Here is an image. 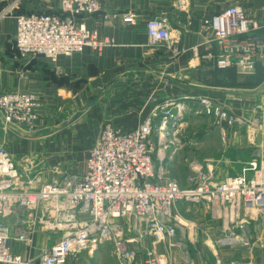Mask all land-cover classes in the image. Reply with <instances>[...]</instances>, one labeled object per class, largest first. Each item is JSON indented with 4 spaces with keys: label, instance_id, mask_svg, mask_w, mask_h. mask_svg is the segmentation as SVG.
I'll return each mask as SVG.
<instances>
[{
    "label": "crops",
    "instance_id": "obj_1",
    "mask_svg": "<svg viewBox=\"0 0 264 264\" xmlns=\"http://www.w3.org/2000/svg\"><path fill=\"white\" fill-rule=\"evenodd\" d=\"M189 1L188 11L183 12L176 8V0H101L100 13L84 22L101 37L114 40L113 46L101 53L87 48L58 63L44 58L22 63L14 41L16 16L56 13L60 0H0V95L14 90L35 94L41 101L32 133L5 126L0 115V148L13 159L21 189L30 180L31 188L77 180L86 171L88 150L105 126L127 134L165 104L182 102L198 112V99L210 97L233 110L248 108L255 100L264 108V89H260L264 82L255 89L229 86L219 74L226 72L200 57L214 46L216 16L230 6H241L261 28L258 33L264 34V0ZM3 13L8 15L2 17ZM127 15H133L132 22H124ZM162 17L169 18L176 37L173 49L149 41L147 24ZM206 19L212 27L205 28ZM214 126L218 127L215 121ZM253 130L251 134L240 126L227 127L224 140L218 133L216 157L182 161L187 177L198 165L219 182L242 174L252 161L263 162L264 119ZM172 149L166 150L163 163L169 176L182 166ZM218 173L226 176L219 178ZM187 177L173 179L182 188H191ZM175 212L181 222L175 238L168 241L147 236L144 220L125 222V239L142 235L135 246L126 244L136 253L127 264H145L150 251L163 264H264L263 212L248 209L243 202L235 207L185 200L176 204ZM40 214L42 220L35 225L34 211L24 208L4 219L11 231V251L31 260L30 264H38L40 255L64 238L75 221L88 220L85 214L74 219L55 209ZM19 235L32 241H18ZM67 264L123 263L115 243L107 240L94 249L84 246L76 256H68Z\"/></svg>",
    "mask_w": 264,
    "mask_h": 264
},
{
    "label": "built area",
    "instance_id": "obj_2",
    "mask_svg": "<svg viewBox=\"0 0 264 264\" xmlns=\"http://www.w3.org/2000/svg\"><path fill=\"white\" fill-rule=\"evenodd\" d=\"M189 7V0H176L177 9L187 12ZM101 10V0H60L58 13L17 15L14 41L21 59L44 58L58 63L87 48L101 53L113 46L114 40L101 37L97 29L88 28L84 22L86 17ZM133 18L127 15L124 22L130 23ZM215 20L214 27L209 19L204 20L205 28H213L214 46L206 49L200 56L202 59L219 71L235 69L244 74H251L259 63L264 64V34L258 33L261 28L246 16L241 6H230ZM147 34L151 43L173 49L176 37L169 18L151 19ZM198 102L199 111L215 120L223 140L228 136L227 127L248 123L216 99L200 97ZM40 107V98L32 93L11 90L0 95L4 125L26 133L34 131ZM187 110L182 102L165 104L127 134L118 133L111 125L105 126L87 152L85 173L60 185L47 183L31 188L30 180L21 189L13 159L0 148V263H31L11 251V231L4 219L17 208L34 211V225L42 220L40 213L51 209L74 219L83 214L88 216L87 221H75L64 238L40 255L38 264H67L68 256H76L84 246L94 249L107 240L115 243L122 263L127 264L136 253L134 248L127 250L126 244L135 246L142 235L125 239V222L144 220L147 236L158 242L172 240L181 222L175 206L183 200L235 207L243 202L248 209L264 213V161L260 164L252 161L242 174L219 182L203 167L195 165L187 177L191 188H182L168 175L163 163L165 152L174 141L167 138L169 125ZM33 232L31 228V235ZM17 240L32 241L26 235H19ZM145 264H163V261L150 251Z\"/></svg>",
    "mask_w": 264,
    "mask_h": 264
},
{
    "label": "rangeland",
    "instance_id": "obj_3",
    "mask_svg": "<svg viewBox=\"0 0 264 264\" xmlns=\"http://www.w3.org/2000/svg\"><path fill=\"white\" fill-rule=\"evenodd\" d=\"M219 74L223 75L226 81L225 84H229L232 87L255 89L258 86H262L261 84L264 82V67L262 66L257 67L251 74H244L235 69ZM260 89H264V87ZM260 104H262L260 100H255L253 105L248 108L231 109L234 113L247 120L248 123L241 127L243 131L246 132L248 130L251 134L255 133L253 129L258 128L259 122L264 119V108ZM214 121L212 117L191 109L187 110L182 116L171 120L167 138L168 140H174L170 147H173L172 150L179 154L178 161L182 166L177 168L179 173H173L170 177L186 179L188 169L183 166L182 161L187 157L190 160L203 161L211 159V156H217V143L220 141L218 133L220 134L221 131L219 127L214 126ZM216 176L220 178L226 175L218 173Z\"/></svg>",
    "mask_w": 264,
    "mask_h": 264
},
{
    "label": "trees",
    "instance_id": "obj_4",
    "mask_svg": "<svg viewBox=\"0 0 264 264\" xmlns=\"http://www.w3.org/2000/svg\"><path fill=\"white\" fill-rule=\"evenodd\" d=\"M56 13H58V12H56ZM232 70V69H231ZM231 70H227V71H220V72H229V71H231Z\"/></svg>",
    "mask_w": 264,
    "mask_h": 264
},
{
    "label": "water",
    "instance_id": "obj_5",
    "mask_svg": "<svg viewBox=\"0 0 264 264\" xmlns=\"http://www.w3.org/2000/svg\"><path fill=\"white\" fill-rule=\"evenodd\" d=\"M25 61H26V60H25V59H23L21 62H22V63H24Z\"/></svg>",
    "mask_w": 264,
    "mask_h": 264
}]
</instances>
